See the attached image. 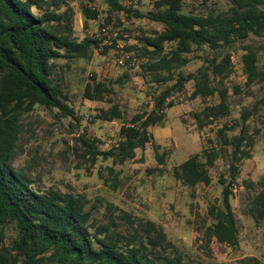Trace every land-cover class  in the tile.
I'll return each mask as SVG.
<instances>
[{
	"label": "trees",
	"instance_id": "obj_1",
	"mask_svg": "<svg viewBox=\"0 0 264 264\" xmlns=\"http://www.w3.org/2000/svg\"><path fill=\"white\" fill-rule=\"evenodd\" d=\"M107 1L115 12L147 18L163 26L162 31L144 38L141 51L148 58L144 72L155 83L167 86L152 95L150 110L138 112L130 119L125 118L118 105L101 111L98 119L123 123L118 142L108 150H100L95 139H83L87 149L81 156L87 157L91 166L100 157L123 166L148 145L162 164L161 147L150 129L165 126V112L174 106L172 98L191 81L192 99L219 97V103L207 105L195 115L200 130L230 116V93L225 81L232 73L231 52L238 44L243 43L246 51L243 63L247 85L264 82V63L259 66L264 46L257 47L264 38V0H227V10L206 15L186 13V0H154L153 9L146 14L121 0ZM43 4L45 0H0V264H186L180 254L171 253L172 244L162 226L150 221L135 223L128 217L125 219L130 225L125 230L114 219L98 224L86 209L83 197L35 188L28 173L15 167L14 161L22 152L18 144L19 108L42 106L72 117L74 111L64 86L54 78L52 61L91 59L101 43L89 38L78 42L73 38L71 16L58 13V3H54L57 10L41 12ZM83 12L90 19L99 15L87 6ZM170 43H175V47L166 52V44ZM206 46L213 53L206 59L207 65L195 73L180 71L190 62L189 54ZM93 80L84 97L103 101L108 88ZM263 105L264 97L253 110L245 109L240 118L218 131V145L202 155H193L174 169L175 178L186 186H209V169L222 151L230 153V181L220 178L224 186L222 204L211 206L208 217L212 221L200 230L206 248L213 240L232 247L239 244L231 197L239 164L252 157L255 135L250 132L249 120ZM109 171L114 174L115 169ZM112 185L118 188L120 184L115 178ZM256 186L249 213L259 222L264 220V175Z\"/></svg>",
	"mask_w": 264,
	"mask_h": 264
},
{
	"label": "rangeland",
	"instance_id": "obj_2",
	"mask_svg": "<svg viewBox=\"0 0 264 264\" xmlns=\"http://www.w3.org/2000/svg\"><path fill=\"white\" fill-rule=\"evenodd\" d=\"M121 1L144 14L154 4V0ZM54 3H58L59 10ZM43 5L41 12L51 9L71 16L73 38L78 42L89 38L103 43L91 59L52 61L54 78L64 86L74 115L64 117L58 109L42 106L19 108L18 144L22 152L14 161L15 167L28 173L35 188L83 197L86 209L98 224L114 219L125 230L130 225L125 219L128 217L135 223L150 221L162 226L172 244L171 253L180 254L186 264H244L246 261L254 264L253 260L264 264V220L257 222L249 213L250 200L258 189L256 184L264 175V105L249 120L250 132L255 135L250 149L252 157L239 164L240 172L231 197L238 226L237 246L213 240L206 248L200 231L212 221L208 217L211 206L222 204L224 186L220 178L230 181V153L222 151L209 169L212 177L209 186L200 184L192 188L174 176L177 166L218 145V131L240 118L245 109L253 110L264 97V82L247 85L243 43L231 52L232 73L225 81L230 93V116L200 130L195 115L205 106L219 103V97L192 99L194 83L191 81L183 92L172 98L174 106L165 112V126L150 129L161 147L162 164L148 145L123 166L113 165L111 160L101 157L91 166L89 159L81 156L87 149L83 139H95L100 150H108L118 142L123 123L98 119L101 111L118 105L125 118L130 119L138 112L150 110L152 95L166 88L167 85L155 83L144 72L143 65L148 58L141 51L144 38L152 36L154 31H162L163 26L147 18L115 12L107 0H45ZM84 6L97 11L98 17L86 18ZM229 6L227 0H186L184 11L206 15L227 10ZM105 27L108 28L106 35L101 33ZM257 45L264 46V38ZM174 47L175 43L166 44V52ZM211 56L213 53L207 46L196 49L188 55L190 62L180 71L195 73L207 65L206 59ZM263 63L264 49H261L259 66ZM93 78L108 88L103 101L84 97ZM109 168L115 169L114 174ZM115 178L120 184L118 188L112 185Z\"/></svg>",
	"mask_w": 264,
	"mask_h": 264
},
{
	"label": "built area",
	"instance_id": "obj_3",
	"mask_svg": "<svg viewBox=\"0 0 264 264\" xmlns=\"http://www.w3.org/2000/svg\"><path fill=\"white\" fill-rule=\"evenodd\" d=\"M101 33L104 34V35L108 34V28H106V27L102 28ZM102 43H100V44H102Z\"/></svg>",
	"mask_w": 264,
	"mask_h": 264
}]
</instances>
